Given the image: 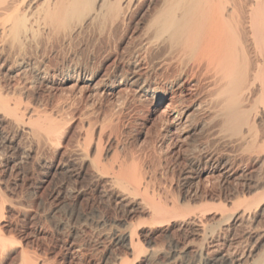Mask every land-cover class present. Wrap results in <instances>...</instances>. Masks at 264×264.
Segmentation results:
<instances>
[{"label": "rangeland", "instance_id": "374dc122", "mask_svg": "<svg viewBox=\"0 0 264 264\" xmlns=\"http://www.w3.org/2000/svg\"><path fill=\"white\" fill-rule=\"evenodd\" d=\"M156 4L159 6L158 0H141L128 13L126 20L114 27L89 24L66 39L60 37L51 42L28 43L22 57L31 66H37L39 71L43 68L48 70L49 77L44 82L36 79L32 67H28L27 73L24 70L19 76L9 75L6 70L0 69V84L4 83L8 88L16 84L20 86V92H23L19 93L21 107L25 105L26 108L28 105L33 110L36 107L34 118L40 114L50 116L59 124L61 133L58 137L55 135L56 139L48 144L45 138L33 135L26 128H17L0 113V264H25L28 259L30 264L32 261L33 264H205L201 257L211 255L218 249H228L235 257L242 255L241 264H253V259L257 258H249L247 254L253 251V255H257L262 248L261 244L252 245L251 237L257 236L264 227V202L254 206V217L252 215L250 218L254 223L248 219L244 221L246 224L242 222L241 225L231 222L223 225L218 219L222 211L216 209L218 213L214 207L210 208L208 214L206 212V215L199 218L203 224L208 222L206 239L198 232V226L190 217L178 220L180 217L166 216L167 220L165 217L159 219L147 202L155 196V199L164 200L170 206L174 201L180 208L192 204L196 207V203L199 207L213 200L219 204V194H223L224 200L230 196L229 190L236 185L233 178L230 179L232 182H227L216 178L217 175L207 178L203 175L188 183L185 179L192 161L200 153L199 148L202 149L201 135H190L188 147L171 142L167 148L158 144L157 140L154 146L158 118L147 119L148 106L138 99L133 89L124 87L113 92L99 93L93 88L97 83H111L116 77L135 70L139 73L151 70L153 60L150 61L140 50L139 39L150 14L158 7ZM3 59L2 54L0 62ZM137 59H140L139 62ZM157 70L160 72L163 68ZM169 95L170 92L167 93ZM86 144L91 146H88L91 157L98 155L101 158L103 177L93 171L89 161L82 162L76 155L77 147H87ZM191 144L194 145L190 148ZM99 145L103 149L96 150ZM219 146L221 151L222 148L230 149L224 144ZM97 152H100L101 157ZM121 158L129 159L127 161L131 164H140L133 167L137 180L143 179L140 192H128L110 181L108 173ZM238 161L240 164L244 162L241 166L245 175L253 174L246 175L248 178L253 179L255 176L258 179L262 175L254 162L245 158ZM196 190L199 191L198 197L194 196ZM225 191L227 196L224 195ZM187 192L189 198H183ZM201 193L207 194L206 199H199ZM255 223L258 226L256 228ZM124 230H131L130 233L136 230V235H132L141 250L133 253L126 245L118 243L115 233ZM200 244L204 248V256L197 253Z\"/></svg>", "mask_w": 264, "mask_h": 264}, {"label": "bare ground", "instance_id": "6f19581e", "mask_svg": "<svg viewBox=\"0 0 264 264\" xmlns=\"http://www.w3.org/2000/svg\"><path fill=\"white\" fill-rule=\"evenodd\" d=\"M158 1L159 6L156 4L158 7L156 6L155 11L153 10L154 12L150 14V19H147L148 22L144 25L143 32L140 35L141 39H139L140 50L145 53L149 60H153V63H150L151 70L146 73L132 70L133 72L116 77L111 83H97L93 88L99 93L113 92L124 87L133 89L132 91L135 92L138 99L144 101L145 105L148 106L147 119L158 118L154 134L157 139L154 138V142L152 140L153 145L158 141L161 146H169L171 142H174L173 144L179 143L181 147H183L182 145L188 147L190 135H201L203 140L202 149L199 148L198 152L200 153H197L199 155L195 156L196 158L194 157L191 168L188 172L186 171L185 179L188 183L191 180L194 181L196 178L203 177V175H206V178L217 175L216 178L227 180V182L233 178L236 185L232 189H228L230 196L224 200L222 199L223 194H219V200L225 202L221 203L219 201V204H217V200L215 202L213 200L211 203L199 204V207L196 203V207L192 204L193 207L180 208L174 201L170 206L166 201L164 203V200L162 202L160 199H155V196L154 198L150 197L147 202L149 201L153 213L159 219L165 217L167 220L166 216L180 217L178 220L181 217H190L198 226L199 231H197L201 232L203 237H207L208 222L206 224L204 221L205 225L202 222L203 220L201 221L199 218L206 215V212L208 214L210 208L214 207L215 210L222 211L218 219L223 225L230 222L231 224H240L250 219L252 215L254 217V206L264 202V129L261 128V125L264 126V0ZM140 2L141 0H0V57L2 58V54L4 55V59L0 62V69L6 70L9 75L19 76L24 70L26 72L28 67H32L36 72V79L44 82L48 80V70L45 71L43 68L39 71L37 66H31L22 57L28 43L37 44L40 41H50L60 37L66 39L74 33L80 32L84 26L88 27L89 24H99L101 26L105 24L103 27L106 25H109V28L114 27L123 21ZM92 28L90 27V29ZM142 58H145V56H142ZM30 59L32 58L30 57ZM149 60L147 59V61ZM159 68H163V70L159 72L157 70ZM4 75L6 74L4 73ZM2 84H0V113L9 118L17 128L28 129L33 135L41 137V139L45 138L49 142L48 144L51 140L53 142L60 133L57 121L47 115L41 116L40 113L39 116L34 118L36 107L34 110L28 105L26 108L24 105V109L21 107L19 93L23 92H20V86L16 84L14 87L8 88L5 84ZM169 92L170 95L167 96ZM155 140L157 141L155 142ZM43 142H45L44 139ZM87 144V147L83 145L77 147L76 155L82 162L89 161L93 171L102 176L104 165H101V158L97 157L98 155L91 157L92 153L90 154L88 148V146H91ZM219 144L228 146L229 151L224 148H222V151L219 150ZM95 145L97 146V143ZM192 145L194 144H191L190 148ZM98 148H101V146L97 147L96 150ZM193 149L196 150V148ZM195 150H191L192 153ZM97 153L100 154V152ZM192 155L194 156V154ZM240 158H245L249 162L258 165V170L262 173L258 176L259 180L255 176L253 177L257 180L248 178L249 174L245 175V170L241 166L244 162L242 161L243 163L240 164L241 160L238 161ZM121 159L116 161L117 163L111 168V172H107L110 181L128 192H140L143 179L140 177L142 180H137L133 168L136 165L140 166V164H131L127 161L129 159ZM130 159L133 161L134 157ZM137 175L139 176V173ZM260 177L262 178L260 179ZM240 189L243 191L242 196L240 195ZM198 192L194 194L195 197H198ZM226 194L225 191L224 195ZM184 197L189 198L188 192L183 195ZM199 197V199L204 200L207 194L201 193ZM177 198L176 196V200ZM145 208H143L144 211ZM190 218L189 220H191ZM154 219L156 220V218ZM252 220L254 221V218ZM243 224H246V222ZM256 226L257 224L254 228ZM128 230L115 233L118 243H123L133 253L136 250H141L137 240L134 239L135 236L132 235L135 234L136 230L132 233H130L131 230ZM212 237L214 236L212 235ZM252 237V245L261 244L262 248L258 254L256 253L257 255H253L252 250V252H246L248 253L247 257H257L253 259V264H264V227L257 236ZM1 243L2 240L0 239ZM227 250L218 249L215 250V253L212 252L211 255H205L201 258L204 259L205 264H241L242 255L235 257L232 252ZM197 253L200 256L205 254L201 244L198 246ZM25 264H30L29 259Z\"/></svg>", "mask_w": 264, "mask_h": 264}]
</instances>
